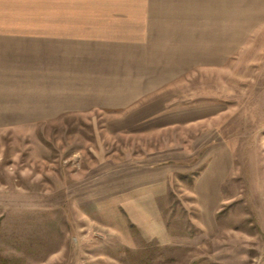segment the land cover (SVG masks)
Segmentation results:
<instances>
[{"label":"rangeland","instance_id":"rangeland-1","mask_svg":"<svg viewBox=\"0 0 264 264\" xmlns=\"http://www.w3.org/2000/svg\"><path fill=\"white\" fill-rule=\"evenodd\" d=\"M254 43L127 110L0 126V264H264Z\"/></svg>","mask_w":264,"mask_h":264},{"label":"crops","instance_id":"crops-1","mask_svg":"<svg viewBox=\"0 0 264 264\" xmlns=\"http://www.w3.org/2000/svg\"><path fill=\"white\" fill-rule=\"evenodd\" d=\"M260 38L264 0H0V126L130 109Z\"/></svg>","mask_w":264,"mask_h":264}]
</instances>
